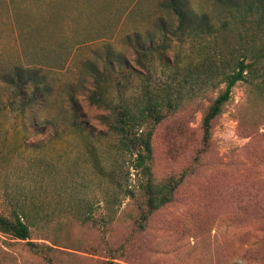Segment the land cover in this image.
<instances>
[{"label": "rangeland", "instance_id": "rangeland-1", "mask_svg": "<svg viewBox=\"0 0 264 264\" xmlns=\"http://www.w3.org/2000/svg\"><path fill=\"white\" fill-rule=\"evenodd\" d=\"M161 1L0 0V213L25 212L31 240L53 247L50 263L0 234V264H264V102L239 82L200 152L219 87L186 67L216 41L178 32ZM191 1L220 16L214 0ZM17 65L15 87L5 76ZM166 82L180 106L157 125L154 172L189 174L138 232L139 149L111 115Z\"/></svg>", "mask_w": 264, "mask_h": 264}, {"label": "trees", "instance_id": "trees-1", "mask_svg": "<svg viewBox=\"0 0 264 264\" xmlns=\"http://www.w3.org/2000/svg\"><path fill=\"white\" fill-rule=\"evenodd\" d=\"M214 2L221 12L217 18L206 12L198 13L191 0L161 1V7L177 19L178 32L189 37H212L216 41L210 52H205L195 64L186 67L187 74L195 75L197 83L203 87L210 91L219 87L218 93L202 113V153L210 144L216 119L223 113L232 97L233 88L239 82L247 83L249 92L264 102V0ZM14 69V73L7 74L5 78L17 87L19 65ZM25 92L28 90L25 89ZM179 106V98L173 93L170 82L155 87L146 83L134 106L124 102L111 115L113 119L110 128L123 146L136 144L139 149L132 166L140 178L141 200L135 197L133 191L128 193L136 198L137 213L133 225L138 232L147 228L155 213L173 202L177 189L189 174L188 169H183L178 174L157 178L154 172V136L157 125ZM110 220L103 219L104 223ZM0 234L25 241L31 252L47 257L51 263L49 250L53 247L31 240V219L25 212H15L12 217L0 213ZM124 252L123 245L109 248L113 258L122 256Z\"/></svg>", "mask_w": 264, "mask_h": 264}]
</instances>
